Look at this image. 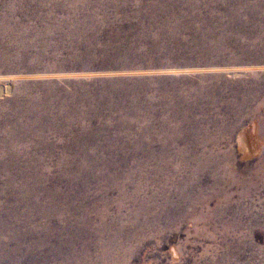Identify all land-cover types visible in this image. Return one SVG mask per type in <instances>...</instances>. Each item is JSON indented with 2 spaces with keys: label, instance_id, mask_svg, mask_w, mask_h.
Instances as JSON below:
<instances>
[{
  "label": "rangeland",
  "instance_id": "rangeland-1",
  "mask_svg": "<svg viewBox=\"0 0 264 264\" xmlns=\"http://www.w3.org/2000/svg\"><path fill=\"white\" fill-rule=\"evenodd\" d=\"M245 1L247 4L241 6L231 0H174L168 4L165 0H90L88 4H75L72 0H0V53L2 41L12 47L8 54H0V104L17 95L25 99L46 94L49 100L64 104L69 99H80L85 101L82 105L86 112L102 114H90L92 117L112 118L116 127L121 121L146 119L153 111L163 114L157 116L160 118L185 102L181 105L185 111L191 106L192 120L201 118L200 122L203 120L210 126L217 121L219 127L209 126L210 134L230 139L238 164L253 166L264 159V13L254 9L263 1L261 7L264 0ZM83 28L88 31L80 32ZM39 29H43L41 33L37 32ZM12 32L27 37L32 44L20 46V39H13ZM13 48L25 52L26 64H39L20 69L2 65L3 59L14 58ZM43 121V133L50 142H56L52 124L48 119ZM108 132L113 135L115 128ZM93 134L86 138L94 140ZM193 134L194 138L203 135L201 131ZM109 145L110 152L104 154L106 161L101 160L103 154L98 156L99 160L94 158L97 168L109 166L105 176L91 171L89 163L76 165L80 177L87 180L85 185L81 180L74 183L73 188L69 187L67 177H62L59 163L62 148L56 149L55 157L45 166L48 177L42 184L50 189L47 192L50 201H40L37 206L49 215L48 224L64 233L60 238L49 239L45 231L35 233L48 224L40 214L32 216L17 231L18 235H27L20 243L16 241L21 244L23 254L15 252L16 242H6L0 245V264H115L104 256L105 252L115 254V239L111 246L107 243L118 228L127 232L134 226V216L154 185L146 186L139 176L144 151L124 148V152L116 151L115 146ZM100 146L93 147L98 154ZM159 147L153 148L155 157L162 153ZM230 149L231 146L224 150ZM43 153L40 151L39 155ZM112 173L117 175L116 179L110 176ZM6 179V174L0 175V204L14 207L12 201H6L9 196L3 188ZM56 181L60 182L56 197L59 201H55L59 210L51 201ZM156 184L161 185L160 181ZM72 189L82 193L88 209L85 210L81 195L70 204L67 202ZM42 192L41 195L45 194ZM160 200L157 199L158 204ZM28 206L15 208L18 210L13 220L36 206L34 199ZM239 206L236 209L237 203L232 204L227 215L233 219L234 208L249 211L240 216L243 223L239 229L217 226L210 229L211 236L206 238L200 236V228L197 226L195 230L196 225L189 219L176 225L168 233L167 241L151 237L142 246L131 242L129 247L135 254L129 264H264V189L246 197ZM148 215L154 216V212ZM254 222L256 226L251 229ZM0 238L7 237L0 235ZM39 239L43 243L38 246ZM223 258L224 263L220 262Z\"/></svg>",
  "mask_w": 264,
  "mask_h": 264
},
{
  "label": "bare ground",
  "instance_id": "bare-ground-1",
  "mask_svg": "<svg viewBox=\"0 0 264 264\" xmlns=\"http://www.w3.org/2000/svg\"><path fill=\"white\" fill-rule=\"evenodd\" d=\"M89 1L90 0H72L75 4H88ZM165 1L168 4L174 0ZM240 1L238 0L235 2L231 0V3L239 4L241 6L247 4V1L245 0ZM262 2L263 1L259 2V4L254 7L259 13H264V9L261 8L264 6V3L261 7L259 6ZM263 16L261 15L259 18L261 19ZM41 30L43 29H39L37 32L41 33ZM87 31V28H83L80 32ZM48 32L51 33V31ZM74 32L75 31H72L71 33ZM11 34L14 35H12L13 39L16 37L20 39V46L22 45L25 47L32 44L26 40L27 37L25 36H18V34L13 32ZM1 44L3 48V52L1 53L8 54L10 51L9 49L12 47L8 46L5 41H2ZM13 49L15 50H13L14 52L12 51L14 58L10 59L7 57L8 59H3L1 62L3 63L2 65H6L8 68L20 69L25 67L33 68V66L39 64L36 62L26 64L25 52L21 50L17 51L15 48ZM1 94L2 86L0 85V96H2ZM24 97L17 95L13 100L0 104V127L5 128L3 131L0 130V175L4 173L7 176L3 187L5 193L9 194L6 201H12L14 203V207L0 204V215L2 217H0V235L7 237L6 239L0 238V245L4 246L6 242L10 241L13 243L18 241L20 243L26 238L27 235H18L17 231L18 228L26 226L32 216L40 214L43 219L47 220L46 224H48V222L51 223V220L48 217L49 215L45 213V211H42L37 205H39L40 201H50L49 196H47V192L50 191L49 187L42 186L44 179L46 180L48 177V168L46 169L45 166L53 157H55V151H57L56 149L59 147H61L63 151L62 154L59 155L62 177H67L68 181H70L68 182L69 187L71 188L74 187V183L80 180L84 182L85 185L87 180L86 178L80 177L81 173H78V170L80 171V169L74 168L76 165L82 166L85 163H89L91 171L94 169L98 176H105L109 166H105L104 168L98 166L99 168H97V165L94 166V158L97 159L99 155L102 156L103 154L101 160L106 161L107 157L105 155L110 152L109 144L113 145V148L115 146L116 151L124 148L131 152H138L139 150L145 152V160L142 166L139 167L138 172L140 174V179L146 181V186L152 187V185H154V188H151V194L149 198L144 201V205L140 207V212H137V215L133 214L135 215L134 222L131 220V223L133 222L134 226L127 230V232L126 230L123 231L121 228H118V230H115V233L112 235L111 241H108L109 243H107V245L111 246V243L115 239L116 251L115 254L105 252L104 256L108 259L110 258L113 262L115 261V264H129L130 259L133 258L135 254V250L129 247L131 242L142 246L146 240L151 237H156L159 241H167L168 233H170L176 225H181L189 219L196 225L195 230L198 227L200 228V236L204 235L203 237L206 238L211 236L210 229H214L217 226H222L225 230L239 229L242 227L243 223L240 216L249 213V211L246 209L235 210L234 208V218L228 219L227 215L230 213L232 204L237 203L238 207H236V209H238L240 208L239 205H241L242 200L251 196L253 193H256L257 190L264 189V159L255 162L252 164L253 166H250L248 163L244 166L238 164L234 157V151L230 144V139L223 137L222 134H210V125L203 120L200 122L201 118L199 121H194L195 118L192 120L191 117H193V112L191 106L185 111L186 108L184 109L181 105L185 102L174 106L176 108H174L170 114L167 115L165 113L166 115L160 118L157 116L163 114L153 111L146 117V119L140 118V120H137L136 122H130L131 120L129 122L121 121L120 124L115 127V124L112 123V118L95 117L99 115L100 112H90L91 115L95 114V116L92 117L89 112H86V110L83 109L82 103L85 101L80 102V99L75 100L68 98L69 100L67 99V103L64 104L57 100H49L46 94L40 96L31 95L23 99ZM239 107L241 108V106ZM109 108L110 107H108V109ZM110 109L112 112L116 111L113 107ZM141 110L142 109H140V111ZM73 116H75V118ZM44 119H48L52 124L53 135L58 138L56 142H50L48 136L43 133L42 128ZM214 123L212 126L216 128L219 124H216L217 121ZM110 126L115 128V133H113V135L108 132L111 128ZM198 128L199 130H197ZM199 131L203 133V135H201L202 137L194 138V136H192L194 135L193 133ZM219 132L221 131L219 130ZM92 133H94L93 135L97 138L95 137L94 140L93 137L90 139L86 138L88 134ZM94 142L95 144H93ZM97 144L101 145L98 150L100 152L99 154L96 153L93 148ZM156 145H159V149H162V153H160L158 157H155L152 153L153 148ZM230 146V150H224L225 148L229 149ZM40 151L44 152L43 155H39ZM247 151L248 148L245 149V152ZM171 164H175L176 166ZM110 176L115 177V179L117 178L115 173H112ZM158 181H160L161 185L156 184ZM56 182V189L52 188V194H50L53 207L59 210L60 207L57 206L55 201L59 197L60 182ZM41 191L45 194L41 195ZM75 191L72 189V194L67 198L69 204L72 199L82 194L80 192L76 193ZM158 198L159 200L161 199L159 204L157 203ZM31 199H34L37 207L32 206L30 207L31 210L30 208L29 210H24L22 214H19L20 218H17L18 220L14 221V212L18 210L15 208H19L20 210L22 208L27 209L25 207H29L28 204ZM80 199L83 201V205L88 202L86 201V198L82 197V195L80 196ZM68 208L69 207H67V209ZM84 208L85 210L88 209L86 204L84 205ZM152 212H154V216L149 217L148 214ZM9 221L11 222L10 224H8ZM51 225H45L44 229L38 228L34 232L41 233L45 231L47 232L48 239L53 237L60 238V235L64 230L58 232L55 228H52L53 225ZM250 226H252L251 229L254 228L256 226L255 222ZM67 227H70V225ZM39 242L43 243V241H40L39 239V241L36 242V245L39 246ZM19 243L16 242L17 247L15 248V252L22 255V248ZM172 254L175 257L178 256V253L175 250H173ZM220 260L222 263L226 261L225 258ZM216 264H219V262Z\"/></svg>",
  "mask_w": 264,
  "mask_h": 264
}]
</instances>
